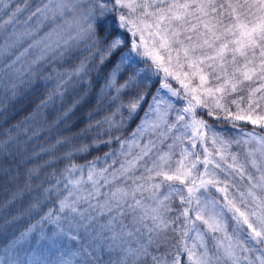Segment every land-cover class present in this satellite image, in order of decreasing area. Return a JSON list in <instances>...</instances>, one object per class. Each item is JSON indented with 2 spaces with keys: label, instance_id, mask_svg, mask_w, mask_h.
Instances as JSON below:
<instances>
[{
  "label": "snow or ice",
  "instance_id": "snow-or-ice-1",
  "mask_svg": "<svg viewBox=\"0 0 264 264\" xmlns=\"http://www.w3.org/2000/svg\"><path fill=\"white\" fill-rule=\"evenodd\" d=\"M107 64L100 95L115 93L114 110L53 139ZM35 87L44 95L33 112L2 128L8 101ZM257 128L264 0H0V213L21 206L4 226L39 217L5 237L0 264H73L23 248L37 230L48 239L44 224L54 237L75 240L83 228L103 242L77 264H96L103 248L120 253L109 264H264ZM101 147L103 156L75 162Z\"/></svg>",
  "mask_w": 264,
  "mask_h": 264
},
{
  "label": "trees",
  "instance_id": "trees-1",
  "mask_svg": "<svg viewBox=\"0 0 264 264\" xmlns=\"http://www.w3.org/2000/svg\"><path fill=\"white\" fill-rule=\"evenodd\" d=\"M36 0H33L35 3ZM84 55H87V52H84ZM76 61H74L75 63ZM112 64H107L104 68H102L99 72H92L88 77L91 80V88L88 89V94L85 97L84 101L76 108L74 114H71V119L67 120L66 125H62L59 129L55 130L52 134V138L54 139L56 135L63 134L65 136H75L77 133L80 132L82 128L85 127V124L88 122V113H93V123L95 120H100L103 118L104 115H110L111 111L114 110V105L109 103V97L111 95H115L114 92H109L104 96L100 95V90L104 85L105 77L107 76L108 72L112 68ZM152 70V69H151ZM154 70V69H153ZM122 82V80H121ZM155 85L152 87V91H155ZM83 88H87V84L82 86ZM80 94L83 95L81 89H77L76 93H73L72 96L75 97L76 95ZM44 90L40 87L29 88L25 89L21 92V94L15 99L8 101L7 110L4 111V118H6V123L2 124V128L11 127L14 124L23 121L26 117H28L36 107L40 100L43 98ZM67 103H70V98L66 100ZM99 105V108H98ZM60 109V103L53 107H50L46 110L49 119L54 118L56 112ZM141 114V113H140ZM138 118L129 122L127 126L122 130V135L127 136L135 127ZM2 130V129H0ZM98 131V129H93V133L89 134L87 138H85L86 142H90L91 136ZM121 134V133H117ZM106 138V137H104ZM79 142V141H78ZM40 143V141H37ZM113 148L117 147L115 143L112 145ZM108 151L107 147H101L100 149H93L89 154L86 156H78L75 158V162L78 164H84L88 160H92L96 156H103L104 153ZM47 158V157H45ZM65 162H61L58 164L59 167H63ZM26 206V205H25ZM21 210V206L17 205L15 208L11 209L8 214L0 213V226H4L5 219L11 221L12 216L17 214ZM39 219V217H35V219L29 221L26 217L21 218L20 220L13 221L12 223L4 226L2 228V234H0V247H2L6 243L5 237L8 240L19 236V233L26 230L29 223H35V220ZM43 230H50V224H44L42 226ZM35 235L39 234V230L33 233ZM23 248L25 249L26 246L23 244ZM27 250V249H25Z\"/></svg>",
  "mask_w": 264,
  "mask_h": 264
},
{
  "label": "rangeland",
  "instance_id": "rangeland-1",
  "mask_svg": "<svg viewBox=\"0 0 264 264\" xmlns=\"http://www.w3.org/2000/svg\"><path fill=\"white\" fill-rule=\"evenodd\" d=\"M143 67L148 69L149 75H151L152 72L154 71L150 67V62L143 64ZM140 115L142 116L143 113L141 112ZM138 123H139V119L136 124ZM218 126L223 127L224 125H218ZM135 127H133L132 131L135 129ZM245 130L251 131L252 126H247ZM256 130L257 132H261V134H264V132H262L261 129L257 128ZM129 219H126L124 223L128 224ZM101 222H104L103 218L101 219ZM129 226L131 227V225ZM64 228L66 231L68 230V224L66 222L64 223ZM53 231H54L53 225H51L49 231L44 230V233L48 237V239H45V240L40 239V234H37V235L32 234V236L29 237V240L24 243V245L26 246L25 249H27L29 252H31L32 250H35L42 257H47L48 259L52 261H55L59 256H61L62 253H64L66 254L64 256L65 259H71L73 261V264H77V262L82 261L84 259L85 253L92 252L93 248L96 245L103 243L98 237L94 239L93 234L91 233L86 234L83 228L79 229L78 238L75 240L69 239L67 236L54 237ZM72 231H73V234H77L75 229H73ZM131 239H133V246H134V238H131ZM37 241H39V243ZM161 250H164V249L162 248ZM97 254L100 256V260L97 261L96 264H109L110 260L113 262L118 261L119 256H120V253L118 250L110 253L107 248L98 250Z\"/></svg>",
  "mask_w": 264,
  "mask_h": 264
}]
</instances>
